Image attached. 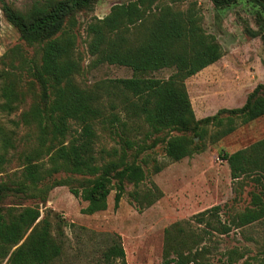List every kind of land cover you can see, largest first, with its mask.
Masks as SVG:
<instances>
[{"label":"trees","instance_id":"trees-1","mask_svg":"<svg viewBox=\"0 0 264 264\" xmlns=\"http://www.w3.org/2000/svg\"><path fill=\"white\" fill-rule=\"evenodd\" d=\"M97 0H35L28 11L15 9L8 0H0L6 19L21 33L30 46H38L40 60L33 65V76L41 89L40 100L22 115L21 123L37 131V146L26 157L22 179L15 182L19 193L29 194L47 179L61 173L78 175L81 180H55L45 185L48 192L67 186L77 199L87 203L81 210L94 215L108 209V198L115 191V209L126 192V184L135 191L130 197L139 212L152 207L164 192L148 180L144 166L149 155L140 156L165 144V153L172 162L204 152L208 138L216 143L246 125L264 117V84H259L239 108L221 109L215 115L197 119L186 81L224 56V49L214 35L203 27L198 0H131L112 6L103 18H94L86 27L88 53L94 58L92 67L116 65L133 71L132 78L109 79L94 88H84L76 81L83 72V55L77 49L76 14L91 9ZM223 9L239 0H211ZM262 9L264 0H250ZM189 2L187 10L173 5ZM262 23L264 25V18ZM252 38L264 35L247 30ZM175 69L168 79L151 77L152 73ZM0 96L3 111L12 113L18 94L9 71H0ZM16 125H19L18 123ZM109 125L120 139V148L98 149L99 126ZM144 138L137 139L143 128ZM209 127L218 131L209 137ZM174 133H178L175 135ZM134 137V138H133ZM68 140V141H67ZM16 146L12 137L0 126V150ZM233 182L253 177L260 185L252 195V208L237 214L230 224L219 220L220 206L195 216L204 228L196 232L181 222L164 232L163 264H215L208 255L207 243L213 233L229 235L264 219V139L233 153L222 152ZM47 157V161L42 159ZM0 153V166L5 163ZM163 167L156 164L153 173ZM10 186L0 184V264L9 257L30 229L40 220L36 206L6 205ZM59 219L54 225L45 216L47 228L56 227L58 247L64 253L65 231ZM73 225V224H71ZM227 264H264L260 257H246L237 249L223 253ZM100 264H128L121 236L110 235L109 244L101 251ZM220 264H224L221 263Z\"/></svg>","mask_w":264,"mask_h":264},{"label":"rangeland","instance_id":"rangeland-1","mask_svg":"<svg viewBox=\"0 0 264 264\" xmlns=\"http://www.w3.org/2000/svg\"><path fill=\"white\" fill-rule=\"evenodd\" d=\"M35 0H8L15 9L28 11ZM131 0H97L88 10L76 14L78 34L77 49L83 55V72L76 81L84 88H94L109 79L132 78L131 69L116 65L93 68L94 58L88 53L89 38L86 27L94 18H103L112 6ZM171 4V0H161ZM203 16V27L214 35L224 49V56L215 64L186 81L187 90L197 119L215 115L221 109L242 107L248 95L264 84V43L261 37L252 38L247 30L264 35L262 9L250 0H239L229 7L219 9L211 0H198ZM189 2L173 5L185 11ZM38 46L28 45L19 30L5 17L0 5V71H9L18 94L12 113L0 108V126L12 137L15 148L5 154L0 166V184L13 189L6 198V205L36 206L41 212L40 220L30 229L23 241L10 253L3 264H100L101 251L109 244L110 235L121 236L128 264H163L164 232L172 224L181 222L184 227L199 232L203 225L196 223L195 216L214 206H220L219 220L230 224L231 220L246 209L252 208V195L261 190L253 177H243L233 182L228 164L221 153H233L264 139V117L246 125H239L232 134L216 143L208 138L205 150L180 162H172L165 153V144L158 145L140 156L149 155L144 166L148 180L141 186L144 191L155 183L164 197L152 207L139 212L130 193L132 184H126V192L115 209V191L108 198V209L94 215H84L81 210L86 202L75 198L67 186L51 189L46 198L41 192L45 185L55 180H81L78 175L61 173L47 179L43 185L29 194L19 193L15 182L22 179L25 159L37 149V131L34 126L21 123L22 115L40 100L41 89L33 76V65L40 60ZM175 69H164L150 76L168 79ZM1 87V83H0ZM1 93V92H0ZM4 100L0 96V107ZM19 125H16V124ZM135 135L144 138V132ZM98 149L120 148V139L109 125L99 126ZM218 131L209 127V137ZM178 135V133H174ZM133 137V138H134ZM68 141V140H67ZM42 161L46 162L47 157ZM156 164L163 167L153 173ZM45 216L56 225L59 219L65 231L64 253L58 247L56 227L43 224ZM73 224V225H71ZM207 243L208 255L215 264H227L223 256L228 250L237 249L246 257H260L264 252V219L244 228H233L229 235L213 233Z\"/></svg>","mask_w":264,"mask_h":264},{"label":"crops","instance_id":"crops-1","mask_svg":"<svg viewBox=\"0 0 264 264\" xmlns=\"http://www.w3.org/2000/svg\"><path fill=\"white\" fill-rule=\"evenodd\" d=\"M108 207H109V205H108ZM107 211V210H106ZM103 212H105V211H103Z\"/></svg>","mask_w":264,"mask_h":264}]
</instances>
